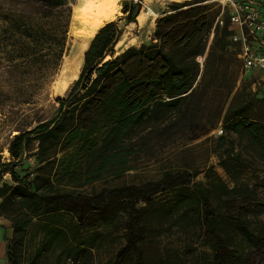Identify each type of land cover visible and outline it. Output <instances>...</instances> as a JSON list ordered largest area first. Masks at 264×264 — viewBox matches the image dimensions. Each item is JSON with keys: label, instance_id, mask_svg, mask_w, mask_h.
Returning <instances> with one entry per match:
<instances>
[{"label": "trees", "instance_id": "obj_1", "mask_svg": "<svg viewBox=\"0 0 264 264\" xmlns=\"http://www.w3.org/2000/svg\"><path fill=\"white\" fill-rule=\"evenodd\" d=\"M28 1L42 2L49 11L69 4L68 0ZM144 1H123L120 20L136 24ZM170 7L156 20L149 43L122 52L116 49L124 35L119 21L102 27L84 54L78 79L57 100L56 117L15 135L7 147L10 161L0 155V172L9 174L13 182L0 187V216H10L13 229L6 252L9 264H20L35 220L51 224L52 232L78 236V225L67 233L57 227L61 214L76 216L78 224L91 232L88 247L70 250L72 259L81 258L82 264L92 257L95 242L101 244L118 231L125 232V244L107 264H264V222L254 224L250 214L255 210L256 217L263 216L264 202L248 187L229 189L213 170L208 177L217 181L208 186L193 183L202 170L185 168L166 171L157 182L103 189L88 196L64 190L92 186L106 174L129 172L141 128L155 121L167 130L177 120L196 126L210 108L209 97L219 88L226 94L212 116L224 127L221 146L235 135L264 158V122L248 115L254 101L234 94L226 79L228 71L222 72L225 84L218 76L232 34L230 23L216 25L219 13L200 2ZM70 19L57 26L59 60L66 50ZM206 54L202 70L199 58ZM35 143L40 173L21 176L16 168ZM55 166L58 171L53 173ZM223 166L234 176L244 171L240 165L224 162ZM222 202L230 203L225 212L220 209ZM190 231L200 232L203 250L186 246V258L178 260L164 254L163 238Z\"/></svg>", "mask_w": 264, "mask_h": 264}, {"label": "rangeland", "instance_id": "obj_2", "mask_svg": "<svg viewBox=\"0 0 264 264\" xmlns=\"http://www.w3.org/2000/svg\"><path fill=\"white\" fill-rule=\"evenodd\" d=\"M80 1L68 0V7L49 11L42 2L0 0V155L4 161L11 160L7 147L15 135L30 131L56 117L59 109L57 100L67 95L70 87L79 77L83 64L76 79L70 82L67 91L62 95L59 94L58 90L67 71V65L71 61L73 52L82 42V27L73 22L74 11ZM123 1L129 0L121 2ZM216 1L145 0L142 12L138 16L141 18H137L136 24H127L124 20H120L124 18L121 8V14L115 21H119L124 35L116 49L122 52L129 47L149 43L154 35L156 20L170 11L173 3L200 2L202 6L211 7L213 13H219L217 19L221 16L225 24L230 23L229 8L224 9L221 3ZM239 1L243 3L249 0ZM257 3L262 8L261 2ZM69 17L71 19L66 50L59 60L57 26L67 21ZM213 37L212 35L210 38L209 47L213 43ZM228 41L227 54L225 61L219 63L221 73L218 76L225 84L222 80L224 79L222 72L228 71L226 79L230 85H233L234 94L251 96L254 101L255 106L249 112V117H257L264 122V72H244L240 47ZM207 55L199 58L202 70ZM225 94L226 92L219 88L209 97L210 108L203 115L201 114L200 119L195 122L196 126H189L187 123L189 121L186 120H183L184 122L177 120L167 130L155 121L141 128L135 140L134 152L130 156L131 170L124 175L106 174L102 180L92 186L82 188L70 186L64 190L88 196L103 189L157 182L166 171L189 168L192 172L196 169L203 171L194 179L195 184L208 186L217 181L208 177V172L213 170L216 177L229 189L235 186L248 187L255 190L259 199L264 202V158L248 141L238 136L230 135L227 138V145L223 147L219 141L226 134L222 123L220 121L215 123L212 115L217 111V103L224 100ZM221 130L222 134H220ZM37 149V143L33 144L18 164L16 170L21 176L29 175L33 178L40 173L41 165L37 160ZM228 151H231L230 155ZM62 157L63 154L60 153L58 158ZM224 162L228 165H240L244 171L239 176L231 175L223 166ZM56 171L58 166L54 167L53 173ZM4 183L13 184L9 174L0 172V187ZM229 206V202H222L220 209L225 212ZM258 213L259 211L255 210L250 213L255 217L253 223L256 225L264 222V215L256 217ZM61 215L57 227L67 233L78 225L77 227L81 228L79 235L73 238L69 231V234L63 236L62 233L52 232L51 224L46 221L35 220L29 230L20 264H82L81 258L77 262L72 259L70 250L77 246L80 249L84 246L88 247L91 232H88V227L78 224L76 216ZM12 235L10 216L1 215L0 264H9L6 252ZM124 235L123 231L113 232L108 234L101 244L95 242L93 248H90L92 257L87 264H107L125 244ZM168 236L163 238L161 249L164 254L174 259L186 258V246L195 245L199 250L204 249L200 232L190 231L179 234L177 232Z\"/></svg>", "mask_w": 264, "mask_h": 264}, {"label": "built area", "instance_id": "obj_3", "mask_svg": "<svg viewBox=\"0 0 264 264\" xmlns=\"http://www.w3.org/2000/svg\"><path fill=\"white\" fill-rule=\"evenodd\" d=\"M216 1V0H215ZM223 8H229L230 40L241 49L240 57L243 61V70L264 72V0L262 8L256 1L240 2L239 0H217ZM224 26L220 16L216 25ZM223 131H220L222 134Z\"/></svg>", "mask_w": 264, "mask_h": 264}, {"label": "bare ground", "instance_id": "obj_4", "mask_svg": "<svg viewBox=\"0 0 264 264\" xmlns=\"http://www.w3.org/2000/svg\"><path fill=\"white\" fill-rule=\"evenodd\" d=\"M122 0H81L75 8L73 22L82 27V42L71 56V61L64 78L59 87V94H64L70 82L76 79V75L83 64L84 54L87 51L91 40L98 31L106 24L116 20L121 13ZM141 17H138L140 19Z\"/></svg>", "mask_w": 264, "mask_h": 264}]
</instances>
